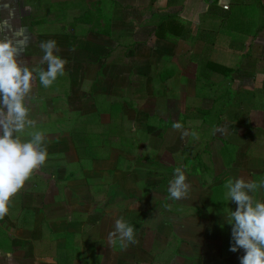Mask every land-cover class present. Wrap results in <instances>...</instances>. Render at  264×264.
Instances as JSON below:
<instances>
[{
	"label": "crops",
	"instance_id": "obj_1",
	"mask_svg": "<svg viewBox=\"0 0 264 264\" xmlns=\"http://www.w3.org/2000/svg\"><path fill=\"white\" fill-rule=\"evenodd\" d=\"M0 37L18 42L30 70L47 69L48 40L67 61L51 87L36 81L27 104L34 127L23 138L41 131L48 159L0 220V264H240L227 224L237 205L224 185L264 180V0H0ZM177 122L175 141L126 136L127 123ZM91 124L97 136L84 131ZM111 127L119 135H106ZM196 129L190 147L204 151L183 158L184 132ZM101 143L84 168L80 153ZM134 143L183 144L172 154L183 169L209 149L213 172L202 163L200 184L190 175L196 186L173 201L161 181L173 170L139 171ZM255 198L264 202V188ZM120 218L135 229L126 248L108 239Z\"/></svg>",
	"mask_w": 264,
	"mask_h": 264
},
{
	"label": "clouds",
	"instance_id": "obj_2",
	"mask_svg": "<svg viewBox=\"0 0 264 264\" xmlns=\"http://www.w3.org/2000/svg\"><path fill=\"white\" fill-rule=\"evenodd\" d=\"M40 48L44 53L41 64H46L47 69L30 70L22 59L18 42L0 37V220L9 214L13 199L25 190L48 159L41 131L29 132L30 138H23L26 128L34 127L27 104L36 81L45 88L51 87L58 77L66 74L67 61L56 54L54 40L41 42ZM181 127L178 122L174 124L175 129ZM224 188L226 199L237 205L235 211H230L227 223L231 225L229 250L244 251L240 264H264V202L255 198V193L264 188V180L258 183L244 177L228 179ZM190 191L184 169L176 167L167 188L169 199H186ZM108 239L121 248L137 242L134 227L122 218L115 221Z\"/></svg>",
	"mask_w": 264,
	"mask_h": 264
},
{
	"label": "rangeland",
	"instance_id": "obj_3",
	"mask_svg": "<svg viewBox=\"0 0 264 264\" xmlns=\"http://www.w3.org/2000/svg\"><path fill=\"white\" fill-rule=\"evenodd\" d=\"M92 86H93V83H91L90 85V92H92ZM92 98V97H91ZM90 98V100H91ZM151 99V98H149ZM141 101H139V103H135V106L136 108H140L141 107V104H140ZM144 103V101L142 102ZM144 110V109H143ZM132 116V115H131ZM207 117H211L213 118V113H210L209 115H207ZM154 121L156 122V119H154ZM140 125L141 124V121H138L135 126L137 125ZM144 124V123H143ZM166 124H162L161 126L164 127ZM92 124L90 125V127L88 129L84 128V131H88L90 137H93L95 135V132L92 130L91 128ZM106 129H104L105 131ZM125 130H126V136L129 137L130 139H136L137 138L139 139H143L144 137H161L163 135V137L165 138L167 136L170 135L172 138L174 137V141L176 140L177 137L181 138L183 135L180 134L179 132L177 131H182V130H176V129H169L167 127L165 128H161L158 126V128H155V129H146V128H135V127H132V125H126L125 127ZM201 132L200 133H203V135L205 136H209V133H210V130H200ZM196 132H199V129H196V130H185L184 133H187L185 136H186V147L187 149H185L184 151H179V154L181 157H185V156H190L192 154H195V153H200L203 150V147L202 145H198L197 147H194L193 144H191V147H190V144L189 143H192L193 142V139H194V135L193 133H196ZM97 136V135H95ZM187 136H191V138L189 137L188 140H187ZM136 142V141H135ZM138 142V141H137ZM103 143V141H102ZM102 143L96 147V149L93 150V146L91 145L90 146V150L88 152H86L85 150L80 153L81 155V163L83 165L84 168H90V165L93 161V159L95 158V156H97V154L100 152V147L102 145ZM152 143L150 144H143V145H138L137 143H134L135 145V155H133V158H135L134 160L131 159V163H133V165L136 166V168H138V170H145V169H152V171L156 174V173H160V172H164V171H171L173 170V172L175 171V168L178 167V161H177V155H172L175 153L176 149H177V144H154L153 149H149V145L151 146ZM183 145V144H182ZM182 145L178 146V147H182ZM148 147V148H147ZM151 152V155L148 156V153ZM153 152V153H152ZM164 152H168V153H165ZM161 153V154H164V158L162 159H158L156 156ZM208 153H211L209 152V149L206 150L205 154L203 155H200L201 158H191L189 160H187L184 164H182V166L184 165V169L186 168V170L188 171L189 175L187 177V182L190 183L191 185V189H193L196 184L195 183H191V181H195L197 180L198 182V185L200 184L201 182V179H200V174H202V169L200 167V165L202 163L204 164H210V163H213L212 161L209 160L208 156L209 154ZM102 155V154H101ZM228 155H230L229 157V160H231L232 158V153L229 152ZM208 159V160H205V161H202V159ZM135 163V164H134ZM207 168H210V171L213 172V165H209L206 166ZM204 171V170H203ZM143 172V171H142ZM141 173V172H139ZM206 174L208 173V170L205 172ZM195 174L198 175V179H194V177H190L191 176H194ZM209 174H211L209 172ZM173 178H170V176L168 175V173H166L164 175V180H163V176H162V179L161 181H163L165 183V181H169V180H172ZM207 185H208V188L207 190L209 191V194H213V185L210 184L209 182H207ZM191 198V196L189 197V199ZM139 208L137 209H141L140 207H142L141 205H137ZM173 208V207H172ZM140 210L137 211V213L139 212ZM218 212H222L221 209H218ZM189 215H195V214H192V213H189ZM172 217V215H170ZM184 217V216H182ZM177 222V221H176ZM175 223V222H174ZM177 224V223H176ZM182 226L184 224H181ZM177 228L175 229H178L179 227L176 226ZM180 229L177 231L179 232ZM181 233V232H180ZM144 237V235L142 236V238ZM148 241L149 239L145 238L144 241L142 242L143 244V248L144 249H149L148 247ZM176 245H180L181 242L176 239L175 241ZM172 244V243H171ZM166 250H171L169 249V247H166L165 248Z\"/></svg>",
	"mask_w": 264,
	"mask_h": 264
},
{
	"label": "trees",
	"instance_id": "obj_4",
	"mask_svg": "<svg viewBox=\"0 0 264 264\" xmlns=\"http://www.w3.org/2000/svg\"><path fill=\"white\" fill-rule=\"evenodd\" d=\"M105 131H106V135H107V134H108V135H112V134H113V135H114V134H115V135H119V134H118L119 132H118V130H117L116 127H111V128H109V129L107 128Z\"/></svg>",
	"mask_w": 264,
	"mask_h": 264
},
{
	"label": "built area",
	"instance_id": "obj_5",
	"mask_svg": "<svg viewBox=\"0 0 264 264\" xmlns=\"http://www.w3.org/2000/svg\"><path fill=\"white\" fill-rule=\"evenodd\" d=\"M224 8H225V9H227L228 7H227V6H225Z\"/></svg>",
	"mask_w": 264,
	"mask_h": 264
}]
</instances>
